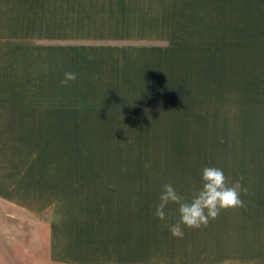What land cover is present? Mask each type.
Segmentation results:
<instances>
[{
  "label": "crops",
  "instance_id": "crops-1",
  "mask_svg": "<svg viewBox=\"0 0 264 264\" xmlns=\"http://www.w3.org/2000/svg\"><path fill=\"white\" fill-rule=\"evenodd\" d=\"M165 36L173 82L252 83V170L230 174L244 178V207L171 234L165 253L146 209L78 194L52 202L0 171V264H264V0H0V84L61 81L159 50L132 45Z\"/></svg>",
  "mask_w": 264,
  "mask_h": 264
},
{
  "label": "rangeland",
  "instance_id": "rangeland-1",
  "mask_svg": "<svg viewBox=\"0 0 264 264\" xmlns=\"http://www.w3.org/2000/svg\"><path fill=\"white\" fill-rule=\"evenodd\" d=\"M132 46L160 49L80 69L67 86L0 84V171L52 202L78 194L146 209L166 253L178 206L155 216L164 184L190 200L206 166L237 176L229 182L252 170V83L173 82L170 36Z\"/></svg>",
  "mask_w": 264,
  "mask_h": 264
},
{
  "label": "clouds",
  "instance_id": "clouds-1",
  "mask_svg": "<svg viewBox=\"0 0 264 264\" xmlns=\"http://www.w3.org/2000/svg\"><path fill=\"white\" fill-rule=\"evenodd\" d=\"M77 78V73L65 72L60 83L67 86L74 83ZM242 180L241 177L230 183L222 169L206 166L201 170L202 187L190 200L178 193L170 183L164 184L154 214L160 220H165L167 206L176 204L180 219L170 226V232L176 238H183L184 228L206 227L209 220L218 218L222 210L244 207L241 195L246 194L247 189L243 186Z\"/></svg>",
  "mask_w": 264,
  "mask_h": 264
}]
</instances>
